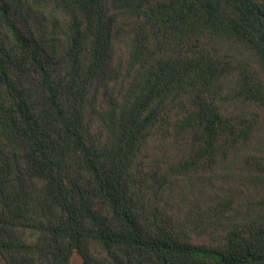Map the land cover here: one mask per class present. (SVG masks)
Instances as JSON below:
<instances>
[{
  "label": "trees",
  "instance_id": "1",
  "mask_svg": "<svg viewBox=\"0 0 264 264\" xmlns=\"http://www.w3.org/2000/svg\"><path fill=\"white\" fill-rule=\"evenodd\" d=\"M264 264V0H0L3 264Z\"/></svg>",
  "mask_w": 264,
  "mask_h": 264
},
{
  "label": "rangeland",
  "instance_id": "2",
  "mask_svg": "<svg viewBox=\"0 0 264 264\" xmlns=\"http://www.w3.org/2000/svg\"><path fill=\"white\" fill-rule=\"evenodd\" d=\"M0 264H3L2 260H0ZM72 264H81V260L78 256L74 255L72 258Z\"/></svg>",
  "mask_w": 264,
  "mask_h": 264
}]
</instances>
